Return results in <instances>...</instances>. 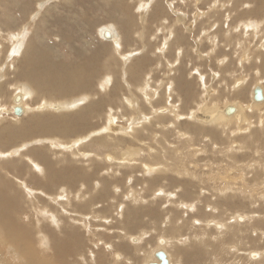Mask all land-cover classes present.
<instances>
[{"label": "rangeland", "instance_id": "rangeland-1", "mask_svg": "<svg viewBox=\"0 0 264 264\" xmlns=\"http://www.w3.org/2000/svg\"><path fill=\"white\" fill-rule=\"evenodd\" d=\"M116 2L117 4L127 3L128 8L126 10L114 8L113 4ZM0 3V28L3 32V36L1 34L0 37V50L2 49L0 52V79L2 78L0 87L2 86L5 91V97L2 100L5 105L0 106V117L5 115V118H0V127L17 124L29 117V115L17 116L14 113L17 106L22 107L20 105L22 100L19 101L15 98L20 96L22 91L16 94L12 93L14 91L13 84L15 87L28 86L27 88L32 90L34 102L30 107L33 108L28 109L31 115L43 112L56 113V111L80 113L83 109L86 111L85 118H87L86 123H70L69 126L72 129L70 135L41 136V134H36L28 138L18 136V138L16 137L17 141L0 138L6 140L5 144L0 141V144L3 145V147L0 145L2 148H0V178L2 179L3 176L10 179L14 187L24 194L21 196V201L18 200L19 206L23 210L22 218L24 220L30 221L36 229L42 226H47L48 229L50 226L53 232L63 234L58 233L59 230L56 231L54 225H49L51 219H56V224L63 222L64 224L62 223L61 226H65L69 224L66 218L69 214L73 218L74 215H79L75 208H77L80 199L73 196L77 193L75 190L71 192L72 194L70 193L73 197L72 203L66 204L67 198L65 192L62 191V186H56L54 190L47 191L39 185L30 184L32 176L41 179L42 185L50 179L51 172L45 171L44 176L41 169H32L30 164L21 160L23 155L28 153L27 151L43 147L50 150L47 149L51 157L54 153L57 154L52 160L56 161L59 167L73 162L76 166L89 169L92 172L90 182L92 189L87 191L82 189V191H86L85 194H88L86 196L99 194L102 190V183L109 182V196L105 205L101 202L100 206H88V209L83 211V216H87L90 225L89 227L83 226L82 231L84 236L81 239L86 242V255L83 261L91 264H100L99 262L126 264L127 258L123 255L125 252L126 256L131 255L132 264H146L149 261L157 262L156 253L159 248H163L162 251L169 254L171 262L175 263L176 256L174 257L173 252L181 246L179 245L180 235H189V232L192 231L201 233L207 228L215 240L225 241L222 246V254L232 264H264V116H262L264 115V103L257 107L254 106L255 102L260 100H255L252 94L253 90L255 92L257 88H260L262 92L264 89V0H1ZM144 3L146 4L144 8L139 10L140 5ZM11 4L12 10L8 16L3 14L2 10H5V6ZM245 12L247 15L244 14ZM255 12L259 14H255ZM133 15L135 18L132 20L133 22L137 20L136 24L132 25L131 20L125 22ZM243 15L244 17H242ZM8 20L10 23H7ZM254 24L257 26L251 27ZM106 26L115 29L116 34L120 35L122 47L119 46L115 49L114 46L117 43L99 35V28ZM257 30L258 32H255ZM9 33L10 36L18 34L20 38L24 35L21 40L24 49L22 52L19 51L17 58L12 56L15 49H13L14 45L11 41L7 40ZM19 37L17 38L19 39ZM27 48L37 52L33 57L37 62L41 59L43 52L40 50L49 49L48 54L52 56L50 59L54 64L55 62L64 64L66 61V64H75V66L83 67L85 65L81 73L76 72L77 77L83 76L88 70L87 66H90L86 82L83 84L85 81L83 78L82 82L79 80L77 85L80 86L78 88L81 86L90 87L84 91L78 88L68 90L67 92L75 91V94L66 96H51L40 92L37 84L33 85L27 79L16 77L19 76L20 60L25 56L23 59L25 61L27 58L30 60L32 58ZM9 58L11 59L9 60ZM13 58L17 60L12 66L9 63ZM2 72H6L4 73L6 75H3ZM72 81L73 78L72 80L64 79L63 85ZM7 84H10L9 87ZM106 85L108 86L106 87ZM139 86L143 87V90ZM72 88L73 86L66 88L56 86L53 91ZM42 97L50 99L49 104H70L74 107L70 109L67 107L58 109L57 107L58 110L49 107L43 111L40 110L43 108L38 110V106L42 105L40 102L46 101ZM102 99L112 100L104 102ZM207 99L208 105L205 104ZM241 100L245 103L244 112L240 106L243 113L240 116H245L243 122L240 117L229 118L224 114L228 119L224 122H214L215 119H213L203 125L202 122L197 121L195 114L204 112L211 114L221 110L226 104L233 106V103H240ZM216 102L220 104V107H213ZM89 104L97 105L89 107ZM27 105L26 107H28ZM250 106L254 107L252 112L249 111ZM112 109L114 112H111ZM177 112L182 115L181 118L180 116L176 117ZM194 112L195 117L188 118ZM6 113L8 114L6 115ZM153 113L159 115L149 119ZM129 117H132L134 122L138 118L151 120V123H145L138 128L144 132V136L140 138L141 143L133 147L143 148L140 155H135L139 159L138 163H141V160L144 163H159L160 161L152 156H146L156 150L167 156L168 159L164 158L162 161L168 165V168L159 174L146 177L148 175H143L142 171L146 168L145 166L144 168L142 165L119 167V160L114 159L115 155L120 157L127 151L133 152L132 137L122 136V132L124 133L129 124ZM79 118L81 117L79 116ZM132 118L129 121H132ZM174 119H177L176 123ZM154 122L158 123L153 127L154 134L148 135L151 130L150 125ZM160 123L164 126H160ZM78 125V130L75 132V126ZM40 126L38 124L36 129H42ZM194 126L198 127L201 132L195 130ZM109 127L111 128L108 130ZM110 132L111 134H108ZM99 137H108V141L114 140L116 143L101 148L96 146L98 144L96 140ZM186 144H190L192 148ZM16 150L22 153H16ZM90 151L96 152L99 156L103 155L101 158L90 157L91 155L95 156ZM184 154L188 156L185 157ZM34 159L43 167V163L38 158L34 157ZM14 161L24 165L25 170L21 172L18 168L12 167L10 162ZM112 163L114 164L112 165ZM169 163L174 165L170 169ZM29 167L34 174L30 175ZM6 168L10 170L6 171ZM181 169L195 171L192 170L194 174L188 175L180 172ZM193 175L200 176L196 178L192 177ZM155 178H159L157 183H150V180ZM79 182L76 183V186L81 187L84 182ZM145 182L149 183L148 186L145 185ZM219 182L223 184L220 185ZM143 184L145 186L141 187ZM27 185L33 188L29 189ZM160 185L165 186L168 191H176L178 196L174 197L175 204L168 203L166 207H162L168 196L163 195L164 189L163 191L162 188L160 191L156 189ZM222 186L224 189L220 194L218 189ZM64 187L67 185L64 184ZM178 187L181 189L175 190ZM128 188L130 189L128 190ZM134 188L136 193L142 195L147 202L145 204L126 202V209L129 211L145 210L140 214L139 227L134 231H127L130 234L126 236L119 233L121 229H124L122 228L123 223L113 225L111 222L120 219L116 214L120 210L118 206L124 207V195L127 200L130 197L132 199L135 193ZM42 190L50 195L45 196ZM91 190L93 191L91 192ZM154 192L162 197L154 198ZM178 204H180L179 207ZM181 204L190 206L191 209ZM194 205L198 207L196 212H192L195 210ZM38 206L47 207L46 213L37 212ZM63 207L70 213H65ZM102 207L106 208L107 212L102 210L101 216L97 215V218H94L93 214L96 210H101ZM214 208H218L219 212H215ZM72 209L73 212H71ZM238 211L241 213L239 216L243 219L231 220L232 213ZM168 212H170L173 223L167 226L171 225L175 228L170 230L176 234L171 235L173 238L169 236L168 232L162 231L167 226L161 227L163 218ZM47 213L52 216L49 217ZM112 213L113 216H111ZM46 215L48 219H46ZM155 217H158L159 221H154ZM176 219H183V224H176ZM204 219L209 220L204 222ZM257 222L263 224L261 229L255 227ZM249 223L250 227L247 225ZM70 224L72 225V223ZM109 224L112 225V228L99 229L102 226L110 227ZM155 226L160 232L152 234L151 241H146L140 248L142 243L138 240L143 236L140 231L149 230ZM225 226L230 228L229 233L234 232L235 228L238 229V226H243L245 232L243 247H237L231 238L221 237L223 232L220 230ZM94 232L96 233L93 234ZM160 234L169 236L168 238L173 240L174 245L169 247L166 244L162 246L158 243ZM164 235L159 238L166 240L167 237ZM190 235L192 234L190 233ZM3 243L0 241L1 252L5 248L12 250V245ZM198 243H201L202 248V258L199 260V264H211V248L208 244L192 240L182 246L191 251ZM38 244L42 246L37 247L39 253L51 254V250L46 251L45 249L46 246L49 247L48 242L40 243L39 241ZM38 244L36 245L38 246ZM143 249L150 250V254L138 253ZM154 251H156L155 254H153ZM135 254L137 260L134 257ZM44 255L40 258H43ZM3 257L10 258L9 261L12 263L18 255L14 253V250L11 254L9 250L7 253H0V258L4 259ZM69 258L74 261L73 257ZM79 260L81 264L85 263L81 261L82 258ZM16 261L18 262V260ZM0 263L4 264L1 260Z\"/></svg>", "mask_w": 264, "mask_h": 264}, {"label": "bare ground", "instance_id": "bare-ground-1", "mask_svg": "<svg viewBox=\"0 0 264 264\" xmlns=\"http://www.w3.org/2000/svg\"><path fill=\"white\" fill-rule=\"evenodd\" d=\"M1 1V0H0ZM115 1V0H114ZM243 1V0H242ZM113 2V1H112ZM119 2V1H118ZM121 2V1H120ZM123 2V1H122ZM11 3V2H9ZM14 3V2H12ZM1 4V3H0ZM8 4V3H7ZM116 4V5H115ZM121 4V3H120ZM117 4L114 3V8H120L121 10H126L128 8V4L127 3H123V4ZM16 5V3H15ZM146 4H142L140 5V9H143L144 6ZM244 5V4H243ZM242 5V6H243ZM246 6V5H245ZM243 6V7H245ZM2 7V6H1ZM14 7V6H13ZM247 10H248V7H246ZM251 9V8H250ZM255 9V8H254ZM12 10V4L11 5H7L5 6V10H2L3 14L7 15L8 16V13L11 12ZM232 10V9H231ZM246 10V9H245ZM259 10V9H258ZM243 12V11H242ZM241 12V14H243ZM247 12V11H246ZM246 12L244 14H246ZM262 12V11H261ZM2 14V13H1ZM139 14V12H138ZM137 14V15H138ZM255 14H259V13H256ZM247 15V14H246ZM251 15V14H249ZM1 16V15H0ZM135 15L129 17L128 19L125 20L128 21V20H131V23L132 25H134V23L136 24L137 20L135 22H133V18ZM154 16V15H153ZM156 16V15H155ZM158 16V15H157ZM256 16V15H255ZM244 17V15L242 16ZM249 17V16H248ZM10 18V17H9ZM4 19V18H3ZM242 20H245L242 18ZM253 20V19H251ZM4 21V20H3ZM7 22V21H6ZM263 22V21H262ZM7 23H10V20H8ZM239 23V22H238ZM249 23V22H248ZM260 23V22H258ZM257 23V24H258ZM4 24V23H3ZM29 24V23H28ZM239 25V24H238ZM237 25V26H238ZM248 25V24H247ZM261 25V24H260ZM24 26V25H23ZM244 26V25H243ZM252 26H257L256 24L254 25H251ZM25 27V26H24ZM236 27V26H235ZM247 27V26H246ZM245 27V28H246ZM250 27V28H251ZM248 28V27H247ZM258 28V27H257ZM256 28V29H257ZM20 29V28H19ZM23 29V28H22ZM98 29V28H97ZM20 32V31H19ZM118 32V31H117ZM255 32H258L255 31ZM97 33H98V30H97ZM99 35H101L103 38L107 39V40H110L112 42H115L117 43L114 47L116 49V47H122V39L120 38L119 39V36L118 34H116L115 32V29L113 28H108V26L106 27H101L99 28ZM1 34L3 36V32L1 31V28H0V37H1ZM18 35V34H17ZM13 35L11 34L10 36V33L8 34V38L10 36V39L7 38V40L11 41V43L14 45V48L15 51L12 53V56H18L19 54V51H23L24 48H22V41L23 38H24V35L20 38L19 35ZM4 37H6V35H4ZM19 37V39L17 38ZM123 38V37H122ZM15 40H17V43H15ZM104 40V39H103ZM32 43V42H31ZM1 44V43H0ZM88 46V45H87ZM28 47H31V46H28ZM35 47V46H34ZM38 48V47H37ZM42 48V47H41ZM2 50V49H1ZM0 50V52H1ZM27 50L30 51V54L32 56L31 60L29 58L25 60H23L25 57H23L21 60H20V71H19V76H16V77H19V78H24V79H27L30 81V83H33V85H36L38 86V89L40 90V92L42 93H46V94H49L51 96H66V95H69V94H75V91H72V92H67L68 90H75L77 89L78 87L80 86H77L78 85V82L80 80V82H82L83 78L85 79V81L83 82V84L86 82V76L88 75V70L90 68V66H87L88 67V70H86V73H84L83 76L80 75V77H77L78 74L76 75V72H79L81 73V71L85 68L83 65V67H80V66H75V64H66V61L64 64H58L55 62H53V60L50 59V56L48 53H49V49H45V50H40V51H43L42 52V56H41V59L37 62L34 60V55H36V51H32L31 48H27ZM35 50V49H34ZM39 52V51H38ZM61 53V52H60ZM16 54V55H15ZM27 54V53H26ZM29 54V53H28ZM251 54V53H250ZM82 56V55H81ZM30 57V56H29ZM43 57V58H42ZM49 57V58H48ZM16 58H13L12 62L9 63V65H12L13 66V63L17 60ZM226 58V57H225ZM11 58H9L10 60ZM55 60V59H54ZM128 62V61H127ZM85 63V62H84ZM86 63H88L86 61ZM7 65V66H9ZM80 65V64H79ZM15 68V67H14ZM93 70V69H92ZM92 70H90V72H93ZM3 73V72H2ZM6 73V72H4ZM3 75H6L4 74ZM83 73V72H82ZM2 76V75H1ZM3 77V76H2ZM73 78V81L72 82H69L68 84L66 85H63V80L64 79H71L72 80ZM2 79V78H1ZM0 79V80H1ZM105 79V78H104ZM103 80V79H102ZM105 81V80H104ZM8 82V81H6ZM67 82V81H65ZM87 82H90V81H87ZM244 82V81H243ZM61 83V84H60ZM109 83V82H107ZM260 84V83H259ZM8 85V84H7ZM10 85V84H9ZM8 85V87H9ZM12 85V83H11ZM91 85V83H90ZM56 86H59L60 88H66L68 86H73L72 89H57L55 91H53ZM101 86V85H100ZM103 86V85H102ZM108 85H106L107 87ZM143 86V85H141ZM139 86V88L141 87ZM13 90L17 91V92H12V93H19L20 91H22V94L20 96H17L15 97L16 100H19L21 101V106H17L19 107L20 111H18V113L14 112L17 116H20V115H29V117L24 120V121H19L17 124H14V125H5L3 127H0V138H5L6 140H13L15 139L16 140V137L18 138V136L20 137H30V136H33V135H36V134H41V136H44V135H70L72 132L71 128H70V123H73V122H84L86 123L87 121V118H85V112L86 111H83L82 106L81 107V111L80 113H71V112H65V113H62L60 111H56V113H47V112H43V113H37V114H29L30 110L28 109H32L30 106L33 105L32 103L34 102V98H33V92L32 90H30L29 88H27L28 86H18V87H15V85L13 84ZM88 87L90 86H81V88H78V89H81V91H84L86 89H88ZM262 87V86H261ZM3 87L1 86L0 87V106L2 105H5L4 102L2 101L3 98L5 97V91L4 89H2ZM138 88V89H139ZM263 88V87H262ZM141 90H143V87L140 88ZM139 89V90H140ZM240 89V88H239ZM91 90V88H90ZM238 90V89H236ZM7 91V90H6ZM260 92L261 94V98H258L257 97V92ZM117 92V91H116ZM236 92H240V91H236ZM234 92V93H236ZM188 93V92H187ZM233 93V94H234ZM253 94V98H255V100H260L259 102H255L254 106H259L260 104L264 103V89H263V92L260 88H257L255 89V92L253 90L252 92ZM226 96V95H225ZM84 97V96H82ZM156 97V95H155ZM45 99L46 101H41L40 103L42 105H39L38 106V110L39 108H43V109H40V110H44V109H48L49 107L53 108V109H58L62 107L65 108H72L74 107V105H70V104H65V105H60V104H49L51 102L50 99H47L45 97H42V99ZM110 98V97H109ZM14 99V98H13ZM41 99V100H42ZM87 99V98H86ZM128 99V98H127ZM225 99V98H224ZM54 100H57V99H54ZM60 100V99H59ZM58 100V101H59ZM79 100H82L79 98ZM108 100H112V99H102V101L104 102H107ZM126 100V98H125ZM62 101V100H61ZM73 101V100H72ZM86 101V100H85ZM128 101V100H126ZM9 102V101H8ZM77 102V101H76ZM82 102H84L82 100ZM130 102V101H129ZM128 102V103H129ZM254 102V101H253ZM39 103V102H38ZM55 103V102H54ZM75 103V101H74ZM239 102H237L236 104L233 103V106L231 105H224L222 107L221 110L219 111H216L214 113H211V114H207V113H201V114H195V112L192 114V116L188 117V118H192L195 114L196 118H197V121L199 122H202L203 123H209L211 122L213 119L214 122L216 121H226L228 120L226 117H236V118H239L241 119V121L243 122L245 116L243 115L242 117L240 115H242V111L241 109L243 108V112H244V105L245 103L241 100L240 103L238 104ZM19 104V103H18ZM26 104H28L26 107ZM80 104V103H79ZM169 104V103H168ZM205 104L208 105V99L207 101H205ZM15 105V104H14ZM93 105H97V104H89V107L93 106ZM204 105V104H203ZM176 106V105H175ZM240 106L242 107L240 109ZM88 107V108H89ZM202 107V106H201ZM204 107V106H203ZM214 108L216 107H220V104L218 102H216L214 105H213ZM211 107V108H213ZM27 108V109H26ZM77 108V107H76ZM85 108V107H84ZM173 108V107H172ZM210 108V107H208ZM210 108V109H211ZM247 108V107H245ZM57 109V110H58ZM174 109V108H173ZM205 109V108H204ZM87 110V109H86ZM178 110V109H177ZM176 110V111H177ZM254 110V107L253 106H250L249 107V111H253ZM32 111V110H31ZM93 111V110H91ZM97 111V110H96ZM101 111V110H100ZM209 111V110H208ZM34 112H36L34 110ZM53 112V111H52ZM110 112V111H109ZM111 112H114V109L111 110ZM233 112H235L234 114H232ZM95 113V112H93ZM98 113V112H97ZM174 113V112H172ZM262 113V112H261ZM264 113V112H263ZM8 113H6L7 115ZM92 114V113H91ZM99 114V113H98ZM170 114V113H169ZM226 116H224V115ZM87 115V114H86ZM116 116V114H114ZM156 115H159V114H156V113H153L149 119L151 118H154V116ZM5 115H2L0 118H5L4 117ZM9 116V115H8ZM79 116L81 118H79ZM92 116V115H91ZM182 115H179L178 112L176 113V117H178ZM194 116V117H195ZM264 116V115H262ZM94 117V115H93ZM184 117V116H183ZM244 117V118H243ZM91 118V117H90ZM89 118V119H90ZM124 118V117H123ZM132 117H129L128 118V122L129 124L127 125V128L125 129L124 133L122 132V136H129V137H132V147L133 146H136L138 144L141 143V137L144 136V132L143 131H140L138 130V128L140 126H142L143 124L145 123H151V120L149 121V119H143V118H138L136 120V122H134V119L132 118V121H129ZM195 119V118H194ZM239 119V120H240ZM262 119V118H261ZM175 120V123H176V120L177 119H174ZM263 121V119H262ZM158 122V121H157ZM251 122V121H250ZM249 122V123H250ZM259 122V121H258ZM135 123V124H134ZM254 123V122H253ZM260 123V122H259ZM40 124L42 127V129L40 130H37L36 129V126ZM89 124V123H88ZM133 124V125H132ZM158 125V123H152L150 126H151V130L148 132V135H151L150 133H153V127L154 125ZM162 123H160V126H164V125H161ZM252 124V123H251ZM262 124V123H261ZM112 125V124H111ZM205 125V124H203ZM207 125V124H206ZM211 125V124H209ZM224 125V124H223ZM259 125V124H258ZM28 126H30L31 128H27ZM104 126V125H102ZM222 126V125H221ZM247 126V125H246ZM78 126H75V132L78 130ZM115 127V126H114ZM157 127V126H156ZM111 127L108 128V130L110 129ZM117 128V127H115ZM195 130H197L199 133L201 132V130H199L198 127L194 126ZM240 128V127H239ZM256 128V127H255ZM191 129V128H190ZM226 129V128H225ZM244 129V128H243ZM249 129V128H248ZM252 129V128H251ZM55 130V131H54ZM237 130V129H236ZM53 131V132H52ZM81 131V130H80ZM102 131V130H101ZM223 131V130H222ZM232 131V129H231ZM234 131V130H233ZM239 131H242V130H239ZM52 132V133H51ZM229 132V131H228ZM237 132V131H236ZM133 133V135H132ZM98 134V133H97ZM108 134H111L108 133ZM121 134V133H119ZM154 134V133H153ZM223 134V132H222ZM114 135V134H113ZM177 135V134H176ZM240 135V134H239ZM6 136V137H5ZM115 136V135H114ZM120 136V135H119ZM250 136V135H249ZM156 137V136H155ZM234 137V135H233ZM251 137V136H250ZM210 138V137H209ZM208 138V139H209ZM211 139V138H210ZM6 140H2L0 139V141H2L3 144H5V141ZM17 141V140H16ZM211 141V140H210ZM96 142L99 144H97L96 146H99L101 148H105L109 145H112V144H115L116 142L114 140L112 141H108V137H99L97 138ZM142 142H145V141H142ZM147 142V141H146ZM195 142V141H194ZM169 143V142H168ZM190 143V142H189ZM147 144V143H145ZM191 144V143H190ZM190 144H186L188 146H190ZM2 145V144H0ZM143 145V144H142ZM171 145V144H170ZM168 147V145H166ZM3 147V145H2ZM50 147V146H49ZM148 147V146H147ZM170 147V146H169ZM172 147V146H171ZM191 147V146H190ZM1 148V147H0ZM52 149V147H50ZM174 148V147H173ZM192 148V147H191ZM2 149V148H1ZM0 149V150H1ZM48 149V148H47ZM46 148H43V147H40V148H35L33 151H27L28 153L23 155V159H21L22 161H25L26 163L30 164L29 166L32 168V169H41V172L42 174L44 175L45 174V171L47 172H51L49 174L50 176V179L45 182L43 185L41 184L42 183V180L37 178L36 176H32L31 179H30V184L32 185H39L41 186L44 190H47V191H52L55 189L56 186H62V191L63 193L65 192V196L67 198V203L66 204H69L70 202L72 203V196H71V192L73 190H75L77 193H75L73 196H75V198H79L80 202L78 203L77 205V208H75V211L79 212L77 216L74 215V218L73 216L71 217V215L69 214V216H65L67 219H68V222L69 224L72 223V225L68 224V225H65V226H61V224L63 223H57L56 224V219L52 218L51 219V223L49 224L48 222H46L44 220V222L48 223L49 225H54L55 226V230L59 232L58 233H63V234H57L55 232H53L51 230V227L48 226V229L44 226H42L41 228L39 229H36L30 221H26L22 218V209L21 207L19 206L20 203H18V200L21 201L22 199V192L21 191H18L17 190V187L15 188L14 187V184L13 182L10 180V179H7L6 177L4 178L2 176V179L0 178V237H1V242H4L3 244H10L12 245V250L11 249H7L5 248V250H3V252L7 253L11 252V254L13 253V250H14V253L16 255H18L17 259L18 262L15 260V261H12V263L9 261L10 258H0L1 262H3L4 264H19L20 262H23L22 264H81V262H79L82 258L81 261L85 260L84 256L86 255L85 254V247H86V242L85 241H82L81 237L84 236L82 231H83V226L85 227H89V220H87V216L84 217V212L83 211H86L88 209V206H100V203L102 202L104 205H105V202L106 200H108V190L110 188L109 186V182H104L102 183V190L99 194L95 195V196H86L88 194H85L87 190L89 189H92L91 187V176H92V172L89 171V169H85V168H82V167H79V166H76L73 162H70L68 163L66 166H63V167H59L57 162L52 160L53 158H55V156L57 155L56 153H54L52 155V157L48 154V151H47ZM143 148H132V151L133 152H125L123 153V156H114V159L116 160H119V167H122V166H125V165H128V166H132V165H142L143 168L144 166L147 168H144L142 171H143V175L146 176V174L148 176L146 177H150L152 175H156V174H159L162 170L164 171L165 168H168V165L163 163V159H168L166 158L167 156H164L160 153L157 152V150L154 152V153H148L146 156H149V157H153L154 159L160 161L159 163H153V162H147V163H144L143 160H141L142 162L139 164L138 163V158L135 157V155H140V152ZM149 149V148H148ZM170 149V148H169ZM172 149V148H171ZM189 149V148H188ZM49 150V149H48ZM53 150V149H52ZM182 150V149H181ZM203 150V149H202ZM50 151V150H49ZM184 151V149H183ZM188 151V150H187ZM16 153H19L17 150L15 151ZM52 152V151H51ZM49 152V153H51ZM87 153V151H85ZM89 152V151H88ZM175 152V151H173ZM177 152V150H176ZM189 152V151H188ZM192 152V151H191ZM22 152H20L19 154H21ZM53 153V152H52ZM51 153V154H52ZM90 153H93L95 156L91 155L90 157H97V158H101V156H99V154H97L96 152H91ZM187 153V152H186ZM195 153V152H194ZM105 154V153H104ZM112 154V153H111ZM188 154V153H187ZM193 154V152H192ZM18 155V154H17ZM16 155V156H17ZM87 155V154H86ZM97 155V156H96ZM106 155V154H105ZM180 155V154H179ZM182 155V154H181ZM185 157L186 154H184ZM189 155H190V152H189ZM8 156V155H7ZM21 156V155H20ZM107 156V155H106ZM128 156V157H126ZM174 156V155H173ZM9 157V156H8ZM34 157L38 158V160H40L42 163H43V167L42 165L37 162ZM113 157V156H112ZM184 157V158H185ZM20 158V157H19ZM77 160H79L78 158H76ZM165 162V161H164ZM116 163V162H115ZM114 163H112L113 165ZM118 164V163H117ZM169 169L174 166L172 165L171 163H169ZM189 164V163H188ZM10 165L14 168H18V170H20L22 172V170H25V166L24 165H21L18 161H14V162H10ZM111 165V164H109ZM177 165V164H176ZM190 165V164H189ZM199 165V163H198ZM179 166V165H178ZM29 167V173L30 175L34 174V172L31 171V168ZM181 167V166H180ZM190 167V166H188ZM197 167V165H196ZM242 167V166H241ZM28 168V167H27ZM111 168V167H110ZM9 168H6V171L8 170ZM186 169V168H185ZM185 169H181L180 172H182L183 174H194L192 172L193 169H196V168H193L192 170L188 171L185 170ZM246 169V168H245ZM10 170V169H9ZM195 171V170H193ZM243 171V170H242ZM179 174H182L180 173ZM192 172V173H191ZM225 172V171H224ZM246 172V171H245ZM211 174V173H210ZM224 174V173H223ZM48 175V174H47ZM198 175V174H196ZM196 175L192 176V177H196ZM45 176V175H44ZM200 176V175H199ZM199 176H197L196 178H198ZM223 176V175H222ZM4 178V179H3ZM216 178V177H215ZM223 178V177H222ZM222 178H221V181H222ZM245 178V177H244ZM80 179V180H79ZM217 179V178H216ZM215 179V180H216ZM159 180V178H155V179H151L150 180V183L152 184H155L157 183V181ZM214 180V182H215ZM242 180V179H241ZM80 181L79 183L84 182L83 184H81V187H78L76 186V183ZM129 181V180H128ZM18 182V181H17ZM245 182V181H244ZM243 182V184H244ZM247 182V181H246ZM19 183V182H18ZM86 183H88V185H86ZM165 183V182H164ZM217 183V182H216ZM220 183V182H219ZM64 184L67 185V187H64ZM148 182H145V185L148 186ZM223 184V183H220V185ZM227 184V183H225ZM17 185V184H16ZM100 185V183H99ZM144 184L141 186V187H144L145 186ZM23 187H25V185H22ZM29 187V189L33 188L29 185H27ZM26 186V187H27ZM225 186V185H224ZM99 187V186H98ZM48 188V189H47ZM79 188V189H77ZM132 188V187H131ZM162 188V191L164 189L165 193H163V195L165 196H168L167 198V201L164 202L162 204V207H166L169 204H175L174 202H176L175 198L174 197H177L178 194L176 193V191H168L166 189L165 186L163 185H160L158 186L156 189H158L160 191V189ZM221 188V189H220ZM218 189V192L221 194L223 193V189L224 187H220ZM86 189V191H82ZM130 188H128L129 190ZM181 188H176L175 190L179 191ZM228 189V188H227ZM25 190V189H24ZM41 190V189H40ZM114 190V188H113ZM133 190V188H132ZM135 190V188H134ZM157 190V192H158ZM32 191V190H31ZM93 190H91L92 192ZM156 191V190H154ZM228 191V190H227ZM237 191V190H236ZM239 191V190H238ZM243 191V190H242ZM43 194L45 193V196H49L50 194H47L46 191H43ZM71 193V194H70ZM24 195V194H23ZM253 195V194H252ZM64 196V197H65ZM84 196H86L85 198H83ZM126 195H124V202L125 204L122 202V204H124V207L122 205L118 206L120 208V210L116 213L117 214V217H119L120 219H115V221L111 222L113 225L114 224H120V223H123V227L124 229H121L120 230V234H124V235H129L130 233H128L127 231H134L135 228H138L139 227V223H140V214L145 211L144 209H139V210H135V211H129L127 208V201H129L130 203L131 202H134V203H146L147 200H145L143 198L142 195L140 194H137L136 193V190H135V193L132 197V199H130L129 197V200H127L125 197ZM30 197V196H28ZM153 197L154 198H161L162 196L161 195H158V193L154 192L153 193ZM243 197V196H242ZM252 197V196H251ZM31 198V197H30ZM32 199V198H31ZM147 199V198H146ZM97 200V201H96ZM179 200V199H178ZM61 201V200H60ZM45 202V201H44ZM63 202V201H62ZM11 203V204H10ZM48 203V202H47ZM46 203V205H47ZM116 203V202H115ZM120 203V202H119ZM180 203H181V200H180ZM227 203H232V202H227ZM238 203V202H237ZM251 203V202H250ZM121 204V203H120ZM187 204V203H186ZM189 204V203H188ZM193 204V203H192ZM45 205V206H46ZM115 205V204H114ZM183 206H186L184 204H181ZM42 207V206H38L37 208V212L41 211L40 214L42 213H46L47 211V207ZM180 206V204H178V207ZM195 206V210L192 211V212H196L198 211V207L197 205H194ZM193 206V207H194ZM11 207V208H10ZM188 207V209H191L190 206H186ZM91 208V207H90ZM64 209L65 213H70L68 210H66L64 207L62 208ZM95 209V208H94ZM99 209V208H98ZM105 209V210H104ZM116 209V208H115ZM187 208H185V210L187 212L188 211ZM105 211L107 212V209L106 208H103L101 210H96V212L92 215L94 218H97L96 216H101L100 215V212ZM215 212H219L218 208H214L213 209ZM63 211V210H62ZM74 210L72 209L71 212H73ZM115 211V210H114ZM113 211V212H114ZM49 212V211H48ZM116 212V211H115ZM240 211L238 212H234L232 213V219L231 220H235V219H239V220H242L243 217H240L239 213ZM237 213V214H235ZM36 214V213H35ZM39 214V215H40ZM52 214V213H51ZM89 214V213H88ZM28 215V214H26ZM48 215V213H47ZM46 215V216H47ZM243 215V214H242ZM25 216V214H24ZM42 216V215H41ZM49 217L52 216V215H48ZM48 216L46 219H48ZM91 216V215H90ZM113 216V213L112 215ZM244 216V215H243ZM27 217V216H26ZM43 217V216H42ZM45 217V216H44ZM54 217V216H53ZM86 219H84V218ZM245 217V216H244ZM29 218V216H28ZM34 218V217H33ZM36 218H39L38 216H36ZM34 218V219H36ZM92 218V217H91ZM158 217H155L154 218V221L157 220ZM212 218H215V217H212ZM212 218H209V219H212ZM40 219V218H39ZM38 219V220H39ZM209 219H204V222L208 221ZM183 219H179V220H175L176 224L178 225H182ZM194 220V219H193ZM192 220V221H193ZM206 220V221H205ZM214 220V219H213ZM37 221V220H36ZM43 221V220H42ZM159 221V220H157ZM228 221V220H227ZM226 222V221H225ZM40 223V222H38ZM43 223V222H42ZM45 223V224H46ZM54 223V224H53ZM173 223V219L171 218V215H170V212L167 213V215L163 218V221L161 223V227H166L168 224H172ZM203 223V222H202ZM251 223V222H250ZM250 223L247 224L248 227H250ZM64 224V223H63ZM218 224V223H217ZM242 224V223H241ZM244 224H246V222H244ZM243 224V225H244ZM255 227L257 229H261L263 224H261L260 222H257L255 223ZM110 227H101L99 228L100 230H107V229H110L112 228L111 224H109ZM117 227V226H115ZM205 228V227H204ZM140 229V228H139ZM175 229L173 226L169 225L167 226L164 230L162 231H165V232H168L169 233V236L171 235H176V234H173V231H170V230H173ZM206 230L204 232H201V233H197V232H189V235H180L181 236V239H180V242H179V247L176 248V250L173 252V255L174 257L176 256V259H175V263H172L171 261V258L170 256L167 255V253L162 249L163 248H159L161 249V251H159L158 249V252L156 253V257H157V262L156 261H149L147 262L146 264H199V260L202 258L201 254H202V248H201V243L199 244H196L195 247H193V250L189 251L188 249H185L182 245L192 241V240H197V241H200V242H203L205 244H208L211 248V264H232L231 261L225 259V257L223 256L222 254V246L224 244L223 240H215L214 237L212 236V233L209 232V230H207V228H205ZM220 230V229H219ZM229 230L230 228H223L221 229L220 231H222V235L221 237L222 238H231L233 239V242L234 244L237 246V247H243V240H244V237L243 235L245 234V232L243 231V226H238V229L235 228L234 232H230L229 233ZM43 232V233H42ZM158 232H160V230L155 226V227H152L151 229L149 230H142L140 231V233H142L143 236L140 237V239L138 240V242H141V247L144 246V244L146 243V241H151V238H152V234H157ZM39 233V234H37ZM96 232H94L93 234H95ZM190 233L192 235H190ZM211 233V234H210ZM215 234V233H214ZM132 235V234H131ZM162 235L164 234H160L158 236V243H160L162 246L166 244V246H169L171 247L173 244V240L171 238H168L169 236H166L164 235L166 238L163 239V238H159L161 237ZM226 235H228L229 237H227ZM147 237V238H145ZM172 237V236H171ZM178 237V235H177ZM173 238V237H172ZM40 241V243L44 242H48V246H46V251L47 250H51V254H45L44 253H39L37 247H42V246H39L38 242ZM144 243V244H143ZM38 244V246L36 245ZM226 244V243H225ZM43 246H45V244H42ZM240 247V248H241ZM105 248V247H104ZM41 249V248H40ZM44 249V251H45ZM1 252L0 250V253H3ZM41 252V250H40ZM123 252V251H122ZM156 251H154L153 254H155ZM93 253V252H91ZM125 255V257L127 258V261L126 264H132V259H130L131 255H127L125 254V252H123ZM136 253V252H135ZM140 254L144 253V254H150V250L149 251H146L145 249L143 250H139ZM41 254V255H40ZM42 255L43 258H40ZM46 256V257H45ZM96 256V255H95ZM101 256V255H100ZM117 256V255H116ZM2 257V255H1ZM69 257H73L74 258V261H72V259H70ZM94 257V256H92ZM121 257V256H120ZM134 257L136 258V254L134 255ZM148 257V256H147ZM155 257V256H154ZM95 258V257H94ZM102 259H104V257L101 256ZM122 258V257H121ZM153 258V257H152ZM170 258V259H169ZM79 260V261H78ZM95 260V259H94ZM137 260V258H136ZM155 260V259H154ZM139 261V260H138ZM85 262V261H83ZM93 262V261H92ZM116 262V260H115ZM87 264H91V263H88V262H85ZM84 263V264H85ZM94 263V262H93ZM100 264H103L101 262H99ZM134 263V262H133ZM1 264V263H0ZM95 264V263H94Z\"/></svg>", "mask_w": 264, "mask_h": 264}, {"label": "water", "instance_id": "water-1", "mask_svg": "<svg viewBox=\"0 0 264 264\" xmlns=\"http://www.w3.org/2000/svg\"><path fill=\"white\" fill-rule=\"evenodd\" d=\"M260 94H261V93L258 91V92H257V97H258V98H261V95H260ZM18 111H20V109H19V107H16L15 110H14V112L18 113Z\"/></svg>", "mask_w": 264, "mask_h": 264}]
</instances>
